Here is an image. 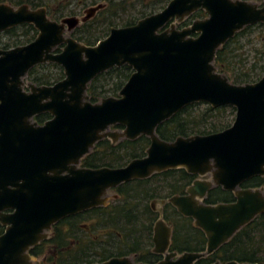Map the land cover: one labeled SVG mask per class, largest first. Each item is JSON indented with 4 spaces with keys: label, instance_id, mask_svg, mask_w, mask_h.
<instances>
[{
    "label": "water",
    "instance_id": "obj_1",
    "mask_svg": "<svg viewBox=\"0 0 264 264\" xmlns=\"http://www.w3.org/2000/svg\"><path fill=\"white\" fill-rule=\"evenodd\" d=\"M103 6L101 2L81 17L57 21L44 7L0 3V33L24 23L37 29L30 42L0 48V224L5 227L0 264H33L30 248L46 239L60 219L105 205L107 192L124 182L168 169L183 168L197 176L184 194L167 201L203 231L205 250L170 251L172 229L159 217L153 226V251L163 259L146 263L114 256L88 264H195L264 212V187L240 186L264 176V72L255 82L235 84L214 65L216 51L236 32L264 22V5L252 0H169L134 24L112 27L94 45L68 35ZM199 9L204 18L181 29L173 23ZM46 62L62 66L64 77L52 85L27 83L25 90L29 69ZM124 64L133 71L118 96L91 102L87 87L92 79ZM195 102L235 107L233 123L171 141L158 136L160 123ZM43 112L51 118L40 124L34 117ZM114 125L123 129L112 130ZM140 135L150 139L145 156L120 167L80 166L100 139ZM213 186L232 191L234 200L204 203Z\"/></svg>",
    "mask_w": 264,
    "mask_h": 264
},
{
    "label": "trees",
    "instance_id": "obj_2",
    "mask_svg": "<svg viewBox=\"0 0 264 264\" xmlns=\"http://www.w3.org/2000/svg\"><path fill=\"white\" fill-rule=\"evenodd\" d=\"M13 5L28 3L31 7L44 6L51 18L58 19L71 10L62 0H0ZM76 1V0H75ZM163 2L158 4L156 9L151 10L152 14L162 9L169 0H157ZM261 2L264 0H253ZM53 2L59 4L57 9H51ZM82 3L88 0L81 1ZM95 4V0H90ZM141 6H147L145 0H136ZM154 1L149 3L152 4ZM90 3V4H91ZM106 7L98 12L96 17L91 18L87 23H82L76 28L72 35L78 41L91 45L95 40L107 35L110 27L115 25L116 13L124 11L126 5L121 0H106ZM74 6L80 3L73 2ZM53 8V7H52ZM105 12V14H104ZM71 13V12H70ZM146 14V15H148ZM205 12L199 9L190 15V19L202 18ZM145 16V15H144ZM134 24V21H127L123 25ZM255 26H264L263 23L247 25L228 39L217 51L214 58V65L218 71L229 75L233 82L239 84L257 81L264 71V47L260 55L244 57V52L237 53L244 47L240 43L244 34ZM37 30L32 24H21L9 28L0 33V48L6 49L30 42L35 38ZM58 51V48H57ZM131 66L124 64L112 67L98 74L88 84L87 94L91 102H97L107 96H118V93L128 77L132 73ZM64 77L63 68L54 62L38 64L27 72L25 78L28 82L36 85H51ZM235 107L223 105L212 107L206 103H191L174 113L168 119L160 123L156 132L164 140L171 141L177 136H189L193 134H207L217 132L230 126L235 117ZM50 118L48 113H40L34 117L38 123H43ZM122 128L121 125H115ZM150 139L140 135L133 140L126 138L118 139L116 142L108 138L100 139L92 148L90 153L81 160L82 167L97 168L101 166L120 167L127 164L131 159L145 156ZM196 175L188 173L183 168L168 169L154 173L144 179H135L118 185L115 189L121 194V199L109 207H94L84 214L76 215L72 223L80 229L79 222L84 215L95 219L94 228L98 226L114 229L97 238L91 237L87 232L81 230L79 233L69 232L57 226L53 238L41 241L30 249L32 255L43 254L48 245L57 248L55 254L51 253L49 260L51 264H81L104 261L114 256H133L134 261L154 262L159 258L150 251L152 246V226L156 214L150 209L149 199L154 197H169L173 194L185 192ZM264 187V176H253L241 184V187ZM234 200L232 191L222 189L220 186L212 187L203 201L207 204L218 202H230ZM167 208V209H166ZM164 219L172 225L171 249L179 252L204 251L206 237L202 230L195 227L192 219L179 214L169 203L165 206ZM68 222V219L59 224ZM104 228V227H103ZM4 226L0 224V234ZM121 234L117 236V234ZM69 237L77 240L72 250H64L69 242ZM64 248L60 250V248ZM133 254V255H132ZM229 260L238 262L251 261L264 264V212L257 215L252 221L237 231L226 243L221 245L212 254L198 259L195 264H213L216 261L225 263Z\"/></svg>",
    "mask_w": 264,
    "mask_h": 264
},
{
    "label": "flooded vegetation",
    "instance_id": "obj_3",
    "mask_svg": "<svg viewBox=\"0 0 264 264\" xmlns=\"http://www.w3.org/2000/svg\"><path fill=\"white\" fill-rule=\"evenodd\" d=\"M0 3H5V2H2V1H0ZM54 3V2H53ZM22 4H27V5H29L28 3H22ZM104 4V6L102 7V8H100V9H98L96 12H95V14L92 16V17H90L89 19H87L85 22H80V24H78L77 26H75L73 29H72V31H70V32H68V35H70V36H72L73 37V35H72V32L76 29V28H78L82 23H87L91 18H93V17H96L97 15H98V12H100V11H102L103 9H105V7H106V3L104 2L103 3ZM19 5H21V4H19ZM59 4H56V6H58ZM30 7H31V5H29ZM39 7H44V6H38V7H31V8H39ZM45 9H46V11H47V8L46 7H44ZM55 8H57V7H54V8H52L51 7V9H55ZM87 8V7H86ZM86 8H84L83 10H85ZM83 13H84V11H82ZM48 14V13H47ZM104 14H105V12H104ZM65 16H67V15H65ZM65 16H63V17H65ZM69 16V15H68ZM75 16V15H74ZM50 17V16H49ZM63 17H61V18H63ZM51 18V17H50ZM61 18H58V19H54V18H51V19H54V20H57V21H59ZM185 25V24H184ZM125 26H127V25H125ZM122 27V26H121ZM178 27H179V24H178ZM111 28H112V26H111ZM110 28V29H111ZM183 28V27H182ZM110 29H109V31H110ZM43 113H47V112H43ZM49 114V113H48ZM50 115V114H49ZM50 118H51V115H50ZM49 119V118H48ZM48 119H46V120H48ZM45 120V121H46ZM44 121V122H45ZM43 122V123H44ZM40 124H42V123H40ZM118 140V139H117ZM116 140V141H117ZM116 141H113V142H116ZM85 157V156H84ZM83 157V158H84ZM82 158V159H83ZM81 159V160H82ZM80 166H81V161H80ZM82 167V166H81ZM159 173V172H158ZM116 188V187H115ZM115 188H112V189H110L108 192H107V203L105 204V205H100V206H95V207H109L111 204H114V203H116L117 201H119L120 199H121V194H119L117 191H116V189ZM182 194H184V193H182ZM173 195H177V194H173ZM173 195H171V196H173ZM179 195V194H178ZM171 196H169V197H171ZM169 197H154V198H150L149 199V201H148V203H149V206H150V209L156 214V218H155V221L159 218V217H162L163 219H164V212H166V210H165V206L169 203L168 201H167V199L169 198ZM154 202H156V203H159L160 204V208L159 209H157V208H155V206H154ZM173 208H175L171 203H169ZM92 208H94V207H91V208H89V209H92ZM89 209H86V210H84V211H80V212H77V213H75V214H71V215H68V216H66V217H64V218H62V219H60L58 222H56L55 224H53L52 225V227H51V229L48 231V237L46 238V239H50V238H53L54 237V235H55V232H56V230L55 229H57V227L58 228H60V229H65V230H68L69 232H73V233H79L81 230H83V231H85V232H87V234H89L91 237H93V238H97V236H100V235H103V234H105V233H107V232H109V231H114V229H111V228H105V226H103V227H100V226H98L97 228H94V226H95V224H96V222L94 223V221H95V219H92V217H88L87 215H84L85 216V218H82V220H80V222H79V226H80V229L75 225V223L73 224L71 221H72V219H74L75 217H77L76 215H81V214H84V213H86V211H88ZM167 209V208H166ZM176 209V208H175ZM158 210H159V213H158ZM177 211V210H176ZM75 216V217H74ZM68 219V222H64L63 224H59L60 222H62V221H64V219ZM89 220H90V224L88 223L89 222ZM155 221L153 222V226H154V223H155ZM164 221L167 223V225H169L170 227H171V229H172V232H171V237H170V239H171V244H172V234H173V227H172V225L171 224H169L165 219H164ZM55 226H57V227H55ZM153 226H152V246L149 248L150 249V251L154 254V255H156L157 257L159 256V258L157 259V260H155L154 262H148V263H156V262H158L159 260H161V259H163V257H164V255L163 254H159V253H156V252H154L153 251V248H154V243H153ZM100 229V231H101V234H99L98 233V230ZM90 232H92L91 234H90ZM45 239V240H46ZM69 242H70V244H68L67 246H66V248L64 249L63 247L62 248H60V250H62V249H64V250H72V248L76 245V243H77V240H76V238H74V237H69ZM171 244H170V248H169V250L170 251H176L178 254H179V251H177V250H174V249H171ZM57 252V248L55 247V246H53V245H48L46 248H45V251H44V253L43 254H40V255H37V256H35V255H32L31 253V255H32V257L33 258H35V259H39L40 261H41V263L42 264H51V261L49 260V256H50V254L51 253H53V254H55ZM131 256V255H130ZM132 259H133V257H131ZM32 261H34V260H32ZM133 261H134V259H133ZM134 262H136V261H134ZM139 262H143V261H139ZM147 263V262H146ZM33 264H35L34 262H33ZM81 264H83V263H81Z\"/></svg>",
    "mask_w": 264,
    "mask_h": 264
},
{
    "label": "rangeland",
    "instance_id": "obj_4",
    "mask_svg": "<svg viewBox=\"0 0 264 264\" xmlns=\"http://www.w3.org/2000/svg\"><path fill=\"white\" fill-rule=\"evenodd\" d=\"M64 1H66V2H64ZM67 1L68 0H62V2H64L65 4L67 3ZM76 1H77V3H80V4H78L77 6H74L72 3L76 2ZM76 1L73 0V2L70 1L67 4V5H69L68 7L71 10L66 12V14L77 15V16L81 17L84 14L82 12V11H84L83 10L84 8L89 7V6H93V5H95V4L99 3V2H103V3L106 2V0H95L96 3L92 4L90 2V0H88V2H86V3H82L81 1H83V0H76ZM121 1H124V5H126V8H125L124 11H122V10H118L117 11L116 18H114L116 24L112 25V27H121L122 26L121 24H125L127 21H134V23H136L138 19L143 18L144 15L146 16V14H148L151 10L156 9L158 4L164 3V1L163 2H159L157 0H145V3H148V4H146L147 6H144V5L141 6V4L137 3L136 0H121ZM151 1H154V2L149 5V3ZM258 3L261 4V2H258ZM50 5H52L53 8L57 7L56 6V2H54L53 4H50ZM55 9H57V8H55ZM159 10H161V9H158L157 11H159ZM157 11H155V12H157ZM204 16H206V14H204L202 16V18ZM192 20L193 19H190V17H187V18H184L181 21H174L173 23L176 25L177 28L181 29L182 27L189 26L191 24ZM178 24H179V27H178ZM123 26H125V25H123ZM108 33H109V31H108ZM108 33H107V35H108ZM107 35H105L103 38H105ZM103 38H99L98 40H101ZM98 40H95L94 43L91 44V45H94L96 42H98ZM240 43L243 44L244 47L242 49H240V50H237V53L244 52V54H245L244 57L245 58L249 57L250 62L253 61L254 60L253 57H255V56L258 57V55H260L259 54L260 51H262V47H264V26H261V27L255 26V27L251 28L250 30H248L244 34L243 38L240 40ZM54 51L57 52V49H55ZM58 51H59V49H58ZM224 74L228 77L230 82L235 83V82L232 81V79H231V77L229 75H227L226 73H224ZM24 81H25V85H24V87H25L26 84L28 83V79L24 78ZM235 84H239V83H235ZM25 89H27V87H25ZM233 121H232V123H233ZM110 128L112 130H116V131L117 130H119V131L121 130V129H118L116 127H110ZM154 206L157 209L160 208V204L159 203L154 202ZM158 213H159V210H158ZM88 223L89 224L91 223L90 220H89ZM113 232L115 233L116 231L114 230ZM91 233L92 232H90V234ZM98 233L101 234L100 229L98 230ZM120 235H121L120 233L117 234V236H120ZM131 257H133V256H131ZM33 260H34L33 262L35 264H42L39 259L37 260V259L33 258Z\"/></svg>",
    "mask_w": 264,
    "mask_h": 264
}]
</instances>
